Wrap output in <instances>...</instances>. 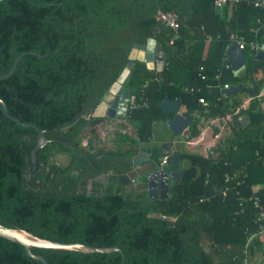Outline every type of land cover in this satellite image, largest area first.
I'll use <instances>...</instances> for the list:
<instances>
[{
	"label": "trees",
	"instance_id": "trees-1",
	"mask_svg": "<svg viewBox=\"0 0 264 264\" xmlns=\"http://www.w3.org/2000/svg\"><path fill=\"white\" fill-rule=\"evenodd\" d=\"M159 12L178 17L177 33L159 20ZM229 12L230 5L216 11L214 0L0 2V77L23 56L13 75L0 81V99L13 117L36 125L48 140L35 164L38 132L9 119L0 105V223L46 240L118 247L124 254L31 249L49 264H244L248 254L264 257L258 221L264 186L254 191L264 185V61L250 49L251 43L264 48V9L244 2ZM232 35L246 44L248 64L239 75L224 68ZM150 39L163 46V70L135 61L126 83L138 104L125 117L137 140L119 135L129 147H100L96 129L105 119L93 113L128 67L135 46ZM228 84H243L240 93L251 98L244 112L250 126L238 123L220 156L181 153L189 166L171 184L168 199H150L120 182L134 169L138 145L151 142L154 125L172 117L159 106L165 96L183 99L190 115L205 109L199 103L205 98L209 117L216 119L240 104L222 95L218 87ZM192 88L201 92L186 91ZM86 131L93 138L83 147ZM199 135L196 120L188 138ZM154 149L161 161L166 155ZM57 154L68 155L69 163H52ZM0 264L43 263L0 237Z\"/></svg>",
	"mask_w": 264,
	"mask_h": 264
},
{
	"label": "water",
	"instance_id": "water-1",
	"mask_svg": "<svg viewBox=\"0 0 264 264\" xmlns=\"http://www.w3.org/2000/svg\"><path fill=\"white\" fill-rule=\"evenodd\" d=\"M4 0H0L2 2ZM141 53V55H139ZM228 61L232 63V68L234 72H240L247 66L246 52L241 50L236 43H232L227 47L226 52ZM23 59V56L19 57L12 70L6 76L0 77V81L8 79L17 70L19 62ZM256 60L264 61V51L257 53ZM131 62L129 63L126 70L117 80V82L112 86L110 91L104 97L103 101L97 107L93 113L94 118H117L126 117L128 113V108L130 105V98L133 91L126 87L127 80L131 74V70L135 65V61L145 62L155 65L159 72L164 68L165 55L163 46L157 44L154 39H150L147 45H136L130 55ZM242 88V84L233 86L230 89H226L223 93L227 96H235L239 93ZM0 105L2 110L9 119L16 122L25 128H34L39 134V141L37 147L32 153L33 162L37 163V153L40 149L44 148L48 144L45 132L42 131L34 124L23 123L17 118L13 117L5 102L0 99ZM184 106L183 99L173 101L169 96H165L163 102L160 103V107L163 109L165 114H175L172 119L168 121L169 129L175 135H183L185 130L191 127L193 123L192 117L188 112H180L181 107ZM246 128V126H245ZM101 143V142H99ZM170 146V145H169ZM169 153L172 154L170 164L168 166H161L160 161L151 157V154L147 151H140L138 156L133 160L134 168H143L145 165L151 163L152 168H145L142 177L144 176V184L147 186V192L150 199H168L170 196V184L171 181H180L181 174L175 171L180 165L181 155L174 148L170 146ZM139 173V172H138ZM100 179L105 181L106 175L100 176ZM120 182L125 186L130 185L132 182L128 176H121ZM0 237L7 239L9 241L18 243L25 247L27 254L33 259L42 262L43 264H49L47 259L41 255H36L32 252V248L39 249H50L58 251H69V252H81L85 254H111L113 252H123L118 248H96L92 246H87L81 243H59L50 240H46L37 237L30 232L20 228H10L0 223Z\"/></svg>",
	"mask_w": 264,
	"mask_h": 264
},
{
	"label": "crops",
	"instance_id": "crops-1",
	"mask_svg": "<svg viewBox=\"0 0 264 264\" xmlns=\"http://www.w3.org/2000/svg\"><path fill=\"white\" fill-rule=\"evenodd\" d=\"M231 12H232V6H230L229 16H231ZM226 52H227V50H226ZM257 53L258 52H256V55H257ZM139 55H141V53H139ZM256 55H255V57H256ZM226 58H227V55H226ZM227 61H228V58H227ZM146 65H147V67L150 70L159 72L158 69L156 68V64L155 65H153V64L149 65L148 63H146ZM227 65H230L231 67L227 68ZM224 68L227 69V70H230V69L233 70L232 63L228 61V63H226ZM245 68L242 71H240V72H237V73L235 72L236 75L241 74L245 70ZM221 73H222V71H220V75H221ZM202 74H203V71H202ZM201 79H202V77H201ZM207 80H208V78L206 80H203V81H207ZM217 80H220V79H217ZM234 86H237V85H234ZM231 87H233V86H231ZM242 87H243V84H242ZM218 88L222 91V95L225 98H229L230 99V102H229L230 104L232 102H235V101L240 103L238 107H236L235 109H232V113L230 115H228L226 117H219V118L214 119L212 117H209V109H207V107H205L204 105L203 106H204L205 109L197 110V111H195V113H193V115H190L188 113L192 117L193 123L196 120L198 121V128H199V131H200V135L197 138L189 139L188 138V131H189L190 128L185 130L183 135H175L169 129V126H168V121L170 119H172L175 114H171V113L170 114H166V115H171L172 117L166 123H163V124L156 123L154 125L153 140L151 142H149V143H140L138 145V149L140 151L149 152L151 154V157H153V158H154V155H155L154 154V150H155L154 148L156 147V148L162 150V152L164 153V156L166 155L165 157L168 156L169 159H171L172 154L168 152L170 146H172L174 148V151H177L178 153H180V155H181V153L194 154V155H200V156H202V157H204L206 159H209L210 157L215 158V157L220 156L221 153L223 151H225V149L228 147L229 142L232 141L235 138L236 129H238V131L240 130V128L237 126V124L240 123L242 125L243 129H247L250 126V118H249L248 114H246L244 112L249 108L250 102H251V98L248 95H246V94L240 93L241 90L235 96L227 97L223 93V91L226 90L224 88V86L220 85ZM207 89H208V93H211L214 90V87L212 85H208ZM186 91H188V89H186ZM200 92H201V90L199 89L198 93H200ZM261 97H264V85H263V87L261 89V93H260L259 99ZM164 99H163V101H164ZM171 100H173V99H171ZM177 100H179V99H176V100H173V101H177ZM209 106H210V104L208 103V107ZM260 107L264 111V101H261ZM161 110L164 113L162 108H161ZM180 112L181 113L182 112H188V109H187L185 103H184V106L181 107ZM117 118H121V117H117ZM123 118H125V117H123ZM107 119H111L112 120L114 118H107ZM124 121L129 123L130 128H134L136 130L134 125L131 124L129 121H127V119H125ZM193 123H192V125H193ZM160 125H163L164 129H165V127H167L169 132H170V134H172V136H166L165 132H164L162 137H157V135H156L157 133H155V130H158V126H160ZM245 126H246V128H245ZM226 130L229 131V133L226 132L227 136H229V137L224 139V135L226 134L225 133ZM136 132H137V130H136ZM186 136H187V139L185 141H181L180 140L182 137H186ZM135 140H137V139H135ZM181 157H182V155H181ZM184 162H186V165L184 164ZM160 163H161V161H160ZM169 164H170V162H169ZM188 166H189V163H188L187 160L182 161V159H180V165H179L178 168L175 169V171H177V172H179L181 174V170L186 169ZM145 168H152V164L149 163V164L145 165L143 168H139V169H135L134 168L132 170V172H130L127 175L129 177V179L131 180L132 184H133V186L132 185L131 186L128 185V187L135 188L138 185V183H140L139 187H137L138 189H135V191H138V192L146 191L147 192V188H145L147 186L144 184V176L142 177V173H143ZM137 173H138V175H137ZM173 182H176V181H171V184ZM171 184H170V187H171ZM263 186L264 185L254 186V191L258 192ZM142 188H144V190ZM141 189H142V191H140Z\"/></svg>",
	"mask_w": 264,
	"mask_h": 264
},
{
	"label": "rangeland",
	"instance_id": "rangeland-1",
	"mask_svg": "<svg viewBox=\"0 0 264 264\" xmlns=\"http://www.w3.org/2000/svg\"><path fill=\"white\" fill-rule=\"evenodd\" d=\"M122 119V120H121ZM125 118H116V119H105V121L100 124L96 131H97V137H99V140H101L98 146L103 147L105 149H117L118 147H123L127 148L130 146V142H122L121 139L119 138V135H129L133 139H137V132L134 128H130L129 123L124 121ZM163 124V123H161ZM224 124V123H223ZM163 125L158 126V130H155V133H157V137H162L164 132L166 136H172L170 134L169 130L167 127L165 129ZM229 131L226 130L225 133ZM227 133L224 135V139L227 138ZM93 138V134L90 131H86L85 134L83 135V140H82V146L85 147L87 146L88 142L90 139ZM187 139L186 137H182L180 140L185 141ZM70 161V157L66 154H57L55 157L51 159L52 163L59 164V165H67ZM186 165V162H184ZM138 175V173H137ZM139 184L135 187L132 188L133 190L138 189ZM133 186L131 183L130 186ZM141 186V185H140ZM144 190V188H142ZM142 189L140 191H142ZM248 264H264V257L261 255L257 254L254 256H251L248 258Z\"/></svg>",
	"mask_w": 264,
	"mask_h": 264
},
{
	"label": "built area",
	"instance_id": "built-area-1",
	"mask_svg": "<svg viewBox=\"0 0 264 264\" xmlns=\"http://www.w3.org/2000/svg\"><path fill=\"white\" fill-rule=\"evenodd\" d=\"M244 2L251 4V5H254L256 8L264 9V0H214V8L216 11H218L220 13L228 5L234 6L236 4L244 3ZM158 17H159V20L162 21V23L166 27L174 30L176 33L178 32V30L180 28V24L178 21V17L175 14L159 12ZM261 24H262V27L264 28V22ZM231 41H232V43H236L241 50H244V48L246 46L244 39H242L236 35H232ZM250 49L254 52H260V51L264 50V48L258 46L256 43H251ZM230 67H231L230 65H227V68H230ZM202 71H204V68H201V72ZM220 76L221 75L218 74L216 76V80L220 79ZM201 77L203 80L207 79V76L204 74H202ZM224 88L230 89L231 86L225 85ZM188 91L190 93H196V91L199 92V90H195V88H192ZM199 102H200V104L204 105L205 107H208V102L205 100V98H201L199 100ZM146 104H147V102L145 103V105ZM137 107H138V104L136 103V97L132 94V96L130 98V105H129L128 110H133V109H136ZM168 165H169V157L167 156L161 160V166H168ZM228 180H229V178H228ZM255 193H257V192H255ZM255 204L258 208H261L258 198H255ZM261 211H262V213H261L258 221L260 222L261 226L264 227V209L261 208ZM248 258H249V254L246 256V258L244 260V264H248Z\"/></svg>",
	"mask_w": 264,
	"mask_h": 264
}]
</instances>
